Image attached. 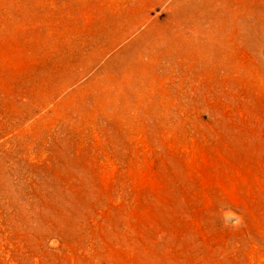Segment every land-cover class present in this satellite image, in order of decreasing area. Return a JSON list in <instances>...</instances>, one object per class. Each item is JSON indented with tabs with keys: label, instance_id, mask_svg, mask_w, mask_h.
I'll use <instances>...</instances> for the list:
<instances>
[{
	"label": "rangeland",
	"instance_id": "rangeland-1",
	"mask_svg": "<svg viewBox=\"0 0 264 264\" xmlns=\"http://www.w3.org/2000/svg\"><path fill=\"white\" fill-rule=\"evenodd\" d=\"M0 164L73 170L46 264H264V0H0Z\"/></svg>",
	"mask_w": 264,
	"mask_h": 264
},
{
	"label": "crops",
	"instance_id": "crops-1",
	"mask_svg": "<svg viewBox=\"0 0 264 264\" xmlns=\"http://www.w3.org/2000/svg\"><path fill=\"white\" fill-rule=\"evenodd\" d=\"M58 168L0 164V264H46L39 253L57 250L60 229H74L80 192L68 186L73 170Z\"/></svg>",
	"mask_w": 264,
	"mask_h": 264
}]
</instances>
